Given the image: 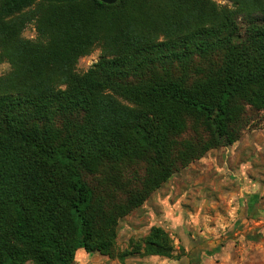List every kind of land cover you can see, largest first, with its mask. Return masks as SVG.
<instances>
[{
  "label": "trees",
  "instance_id": "obj_1",
  "mask_svg": "<svg viewBox=\"0 0 264 264\" xmlns=\"http://www.w3.org/2000/svg\"><path fill=\"white\" fill-rule=\"evenodd\" d=\"M228 1L0 0V264L173 258L160 226L117 250L118 223L264 110V0Z\"/></svg>",
  "mask_w": 264,
  "mask_h": 264
},
{
  "label": "rangeland",
  "instance_id": "obj_2",
  "mask_svg": "<svg viewBox=\"0 0 264 264\" xmlns=\"http://www.w3.org/2000/svg\"><path fill=\"white\" fill-rule=\"evenodd\" d=\"M215 1L232 7L228 0ZM23 36L36 39L33 24L28 25ZM99 58L100 49H96L80 59L77 71H86ZM9 71L8 63L0 64V74ZM97 179L94 177L95 182ZM255 184L264 192V110L249 109L238 141L211 149L202 158L179 169L141 206L119 220L117 250L126 249L131 239L145 237L152 226H160L174 240L173 258L136 255L121 262L100 253H88L82 260L76 256L74 264H189L186 257L179 258L181 240L177 219L188 227L191 235L199 234L208 240L222 236V248L212 255L200 252L198 264H264V224L261 227L256 224L251 229L253 239L238 231L239 227L244 228L243 232L248 231L241 207ZM233 234L236 239H230ZM201 247L191 251L193 258Z\"/></svg>",
  "mask_w": 264,
  "mask_h": 264
},
{
  "label": "crops",
  "instance_id": "obj_3",
  "mask_svg": "<svg viewBox=\"0 0 264 264\" xmlns=\"http://www.w3.org/2000/svg\"><path fill=\"white\" fill-rule=\"evenodd\" d=\"M248 192L249 193H248L247 197L245 198L246 202H244V204L241 207V209H242L241 214L245 217H243L242 215L241 216H242V218H245L244 222H246L244 227H246L248 229V231L243 232L244 228H242V227L241 228L239 227V230H238L242 236H246V237H247V235H249V233L251 232V229L256 224H259L260 227L262 226V224H264V206L261 207V204L264 201V199H263L264 192L262 191L260 185H258V184L253 185L252 189ZM175 222H176L177 228L180 229L179 235L185 236V240H187V245L192 243L193 239L195 238V236L197 234L192 235V237H190L189 235L191 233L188 230V227L181 225V221L179 219H177ZM250 235H251V233H250ZM231 237L232 238H230V239H236L235 234L231 235ZM202 238L205 239V236L204 237L202 236ZM221 238H222V236L220 238L218 237L217 239H211V240L205 239V243H207V245L210 246L208 249L213 251V252L218 251V249L220 250V248H222V245H223V239H221ZM192 244H191V246H192ZM204 251H202L201 253H205ZM198 252L199 251H197V253ZM87 254H88L87 252H85L84 250L81 249L77 252V257L80 258V260H82V259L86 258Z\"/></svg>",
  "mask_w": 264,
  "mask_h": 264
},
{
  "label": "flooded vegetation",
  "instance_id": "obj_4",
  "mask_svg": "<svg viewBox=\"0 0 264 264\" xmlns=\"http://www.w3.org/2000/svg\"><path fill=\"white\" fill-rule=\"evenodd\" d=\"M194 242H195V244L193 245L194 247L192 248V250L202 246L201 249H199V250L204 251V250H206V249H208L210 247L205 242H201L200 240H197V241L194 240Z\"/></svg>",
  "mask_w": 264,
  "mask_h": 264
},
{
  "label": "water",
  "instance_id": "obj_5",
  "mask_svg": "<svg viewBox=\"0 0 264 264\" xmlns=\"http://www.w3.org/2000/svg\"><path fill=\"white\" fill-rule=\"evenodd\" d=\"M106 4H115L118 0H100Z\"/></svg>",
  "mask_w": 264,
  "mask_h": 264
}]
</instances>
